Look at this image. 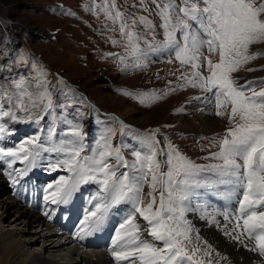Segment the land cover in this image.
I'll return each instance as SVG.
<instances>
[{"label": "snow or ice", "instance_id": "1", "mask_svg": "<svg viewBox=\"0 0 264 264\" xmlns=\"http://www.w3.org/2000/svg\"><path fill=\"white\" fill-rule=\"evenodd\" d=\"M160 3L156 5L157 15L162 21L165 36L160 47L174 49L176 58L182 64H189L196 70L191 79H185L192 87L211 93L207 99L215 104L217 116H224L226 113L220 109L231 105V111L227 113L230 126L219 141L220 150L211 157L221 163L207 167L196 165L171 146L161 161L154 147L150 146L146 153H135L137 162L129 166L122 160L119 149L112 148L111 138L115 134L112 130L101 138L98 149L81 159L84 145L78 125L71 127L69 139H52L56 129V109L60 105L53 103L45 70L34 63L31 69L37 76L31 81L20 79L14 82L17 92L14 98L9 96L13 107L8 111L0 110V116L17 120L16 112L19 111L27 113L24 119H31L35 115L34 110H39L40 114L36 115L33 123H39L45 115L52 117L47 139L41 141L36 136L20 142L18 146L9 148L0 145V163L11 167L17 161H29L28 166L19 172L20 175L26 173L28 168L38 166V160L49 171L66 169L70 175L58 176L55 182L46 186L51 191L44 199H50L52 204H68L82 184H96V193L89 197L90 208L83 218L80 231L83 235L100 232L106 228L114 212L127 211L129 214L113 229L115 246L112 256L116 262L136 264L138 260L140 264H183L179 257H186L187 261L192 262L193 257L183 246L184 241L190 240L191 231L184 214L192 198L198 194L197 189L217 188L219 185L230 186V191L239 197L232 231L241 227L244 231L232 238L239 240L245 232L250 237L255 234L257 248L264 255V207H261L264 206V79L259 82L245 81L237 86L238 78L232 76L244 64L264 55L260 52L249 53L251 45L264 43V3L259 6H256V0H182L183 6L177 5L175 0H160ZM98 7L111 23L118 24L121 37L131 54L142 56L141 37L134 29L138 23L149 30H154L155 25L146 17L130 19L125 16L119 11L115 0H105ZM144 10L147 11L146 8ZM177 32L180 33L179 39ZM113 43L118 45L120 41ZM202 49H207L209 53L218 52L219 55L215 63L203 57L209 73L207 76L199 71L202 67ZM118 59L123 62V58ZM21 62L27 63V60L21 57ZM63 83L61 80L60 84ZM257 87L261 90L256 91ZM249 92L251 95L247 94ZM152 95L154 99H160ZM121 126L122 129L127 127ZM145 139L154 141L151 136ZM34 145L38 146L34 151H29V147ZM113 152L118 162L117 168H112L107 160ZM43 153L56 155L49 159ZM121 167L130 169L131 175L125 171L117 177ZM205 171H211L214 177L202 176ZM149 174L151 191L148 195L151 199L143 207V189ZM13 183L16 181L13 180ZM158 186L161 188L159 207L154 209L157 198L153 193ZM120 205L123 208L117 207ZM257 208L260 210L257 211ZM136 214L147 222L146 230L153 238L151 242L141 239L139 224L134 223Z\"/></svg>", "mask_w": 264, "mask_h": 264}, {"label": "rangeland", "instance_id": "2", "mask_svg": "<svg viewBox=\"0 0 264 264\" xmlns=\"http://www.w3.org/2000/svg\"><path fill=\"white\" fill-rule=\"evenodd\" d=\"M104 3L105 0H0V50L2 51V53H0L2 56V58L0 57V62L3 61L6 71L8 72L9 69L15 70L19 68V65L24 63L21 62V57L27 60V63L22 65V67H26L27 69V71H24L26 75H29L27 80L31 81L37 76V73L31 69L33 63L45 70L49 85H51L52 82L55 83L53 87H49L54 100L58 96L61 98L66 97L62 91L58 90V87H61L62 90L67 93V96H69V99L63 100L67 106L60 105V107L56 109V112L61 111L68 114L72 108V105L69 104V101L71 103L73 101V92L70 83H72L76 91L81 93L80 104L82 105V100H85L87 103V105H82L83 109L77 111L78 115L85 116V119L79 121L76 119L70 120L67 123L66 128H62L55 123L56 129L55 135L52 137L53 141L69 139L71 127L78 125L82 135L81 142L84 145V151L80 154L81 159H83V157L87 154L89 155L92 150L98 149L102 142L101 138L105 136L109 130H112L115 133L111 138L112 148L119 149L122 160L126 162L128 158L136 156L135 153L137 152L143 154V141L142 136L137 132L138 129L143 130L145 127H153L160 125L163 122H169L176 123V128L195 131L197 133L214 132L219 130L222 127L223 120L217 118L214 114L203 116L205 112L209 113L217 110L213 102L204 103L202 109L196 111L198 114H194L193 116H175L173 112L177 107L171 109L173 108V105L186 100L188 97L197 94H208L209 92H206L199 87H192L187 83V80L184 81V77L191 79L196 70L189 64H182L180 60L176 58L174 49L173 53L170 52L172 49L157 50L153 52L149 47L148 38L153 32L158 37H164L165 39L164 30L161 27L162 21L157 15L158 9L156 5L160 3V0H156L155 3L153 0H117V7L121 13L125 14V16L130 19L146 17L155 25L154 30H149L139 23L136 25L134 30L141 37L140 49L143 53L146 51L149 55L148 58H146L144 54L139 57L136 55L135 58L131 60V65L128 63L129 58L127 55L112 50H124L126 47L122 41L120 29L115 30L112 33L115 41H120L118 45H113L104 36L113 24L106 18L103 10L98 7ZM175 3L183 6L182 0H175ZM65 6L79 13L83 12V6L87 7L86 12L90 15V20L87 24H84L76 19L65 18ZM120 6L129 9V12L123 10ZM160 6L163 7V4L160 3ZM145 8L147 11L144 10ZM95 16H98L103 20L102 27L96 23L94 19ZM9 17H11V20ZM17 21L20 22L18 27L16 26ZM24 25L30 29L29 32H27V28H24ZM114 25L119 27L118 24ZM11 26L14 27L13 31L11 30ZM19 29L22 30L19 31ZM33 32L35 34H33ZM40 33L44 34V36H41ZM94 33H96V35ZM176 35L177 39H179L180 33L177 32ZM87 45H89V47H87ZM254 49H256L255 45H251L249 53L260 52L258 49ZM3 52L5 53L3 54ZM202 53V67L199 71L207 76L209 73L207 71L206 61L203 57L206 56L215 63L218 62L219 55L218 52L209 53L208 51L204 52L203 50ZM118 57L123 58V62H121V59H118ZM174 57L179 62L174 61ZM133 67L139 69L145 68L143 74L146 75L152 74L157 76L158 73L159 75H163L166 70L161 71L162 69L177 71V74L172 77L168 83H164L162 78L159 77L155 84H149L144 81L146 79L145 76H141V74H137L133 71ZM180 69H183V71L186 72L185 76L179 72ZM17 73L20 74V71L17 70ZM12 80L17 81L18 78L13 77ZM61 80L64 82L63 84H60ZM1 82H6V80L2 79ZM182 83L186 87V91H182L175 97L169 96L164 101H157V106L151 109H143L142 105L140 108L132 103L133 101L142 100L139 98L144 96V92L138 89L139 86L150 88L152 86L161 85L164 89H173L178 88ZM4 87L10 88L12 86L10 83ZM260 90V87L256 88V91ZM29 91H33V89H29ZM1 92L2 89L0 87V93ZM125 93H130L131 95H126ZM249 95H251V93ZM54 102L55 101H53V103ZM124 105H128L130 108H135L137 113L128 117H123L120 115V112L123 111ZM1 108L4 109L3 107ZM226 110H231L230 104L227 105ZM34 112L36 114V110H34ZM115 113L121 119L132 124L121 121L116 117ZM149 114L152 115V118L146 123L145 121ZM32 117L31 119H21L19 121L27 122V120H35ZM208 118L212 120L210 121ZM0 120L6 122V119H2L1 117ZM87 120L92 121L95 126V128H91V131H88L89 123H87ZM10 122L11 119L9 118V122H6L7 125L6 123H0V131L6 126H9ZM122 124L126 126H134L133 124H135L142 128H129L127 126L122 129ZM34 125L35 129H39V123H34ZM49 125V119L46 115L43 116L41 126L42 128L47 129L46 135ZM108 158L115 159V152H113V155ZM2 179L4 180L2 181ZM1 181V187L3 188L4 186L3 189H6V183L8 180H5L2 174ZM197 197L198 194L195 199H197ZM7 198V193L0 191V201H6ZM1 215L2 209L0 208V216ZM184 219L190 224V228L195 229L200 234L199 241L196 243L190 242L191 247L194 246L193 244L207 247V249L215 254V257L209 261L212 264H237L238 256L236 255V252L220 246L221 244L219 242L222 241L219 239L217 240L214 237L216 231L214 227H211L213 225H211L209 221H206L202 227L197 225L194 221L188 220L185 215ZM16 220L17 219H14L13 215L9 216L5 223L6 230L14 233L23 231V226L19 225ZM141 222L144 221L141 220ZM31 229L37 230V224L34 227H31ZM31 229L30 231L32 232L33 230ZM142 231L149 239L148 231ZM219 233L220 231L218 232V237L222 238L224 242L227 243L224 235ZM27 234L29 233H25L24 235ZM226 236L233 239L232 232ZM247 237L249 236L247 235ZM152 240L153 239H149V241ZM240 241L242 242V240ZM97 243L102 244V241ZM256 244L257 243H255V246ZM43 245L44 244L41 241L39 244H35L31 250L35 253H39L41 252ZM232 247L243 251L241 245L238 243L234 244ZM107 248H109L108 245ZM193 250L197 251L198 256L207 252L206 249L195 248ZM246 253L252 254L256 257L258 264H261L255 254L248 251ZM59 256L63 257V254ZM72 258V264H83L82 262H79L80 258L76 257V255ZM62 259L64 260L65 257ZM66 262L68 263L67 260ZM242 264L254 263L244 261Z\"/></svg>", "mask_w": 264, "mask_h": 264}, {"label": "bare ground", "instance_id": "3", "mask_svg": "<svg viewBox=\"0 0 264 264\" xmlns=\"http://www.w3.org/2000/svg\"><path fill=\"white\" fill-rule=\"evenodd\" d=\"M135 113H137L135 108H130L128 105H124L123 111L120 112V115L123 117H128ZM151 118L152 115L149 114L145 122L148 123ZM19 120L21 119H11L9 126L1 129L0 144H11L20 133L25 131L33 132L34 130H39L34 128L35 125L32 120H27V122H22ZM209 120L211 121L212 119ZM16 163L12 164L11 167H8L7 164L2 163L6 165V168L9 171V177L4 176V172L0 164V183H2L4 180L2 179L1 181L2 174L5 180H8V183L11 184L10 188L14 186L13 192L10 193L7 200L0 201V208L2 209V215L0 216V264H72V257L75 255L76 257L80 258L79 262H82L83 264H128L126 261L116 262L112 256L111 250L105 245L107 241L113 243V229L115 226L112 219H110V222L106 226L108 231L104 236V240H101L102 244L97 243L100 241H97L96 239L97 237L102 236V231L92 235H83V233L80 231L82 221L90 207H85L78 204L75 198L68 204H62V206L65 207L64 210L59 208L53 209L51 206H49V201L43 199L44 193H42L39 189L32 188L27 183L26 178H23L18 183H13L14 179H12L10 175L14 173L15 170L13 168L15 167ZM1 186L2 185H0V191H3L4 186L3 188ZM71 202L73 203V206L69 207ZM121 206L123 207V205ZM128 214L129 213L127 211H121L119 214H117V216L121 221ZM12 215L14 216V219H17V223L23 226V231L14 233L12 231L6 230L5 223L7 218ZM214 221L218 220H213V222ZM56 223H63L65 225L66 231L64 235L66 242H61V238L51 234L50 229L53 228L51 226ZM36 224L43 225L45 227H39L37 225V230L31 229V227H34ZM30 229L33 231L31 232ZM25 233L29 234L24 235ZM229 233L230 232H227V234ZM81 236H83V238H81ZM140 236L141 239L148 237L142 230H140ZM244 236L248 239H246ZM214 237L217 240L219 239L222 241H218L221 246L236 252V255L238 256V262L242 263L244 261H250L254 264H258L256 257L250 253H246V250L255 247V243H257L256 240L253 241L252 238L247 237L246 234L242 235L240 239L242 242L238 240V242L242 244V251L232 247L236 243L234 239L225 236V240L228 243L227 244L222 238L218 237V234L215 233ZM145 240L149 241L148 238ZM41 241L44 244L41 252H33L31 250L32 247L37 243L39 244ZM62 254L63 257H60L59 255ZM64 257L68 263L65 259H62ZM178 260L182 259L178 258ZM183 264H192V262L183 261Z\"/></svg>", "mask_w": 264, "mask_h": 264}]
</instances>
